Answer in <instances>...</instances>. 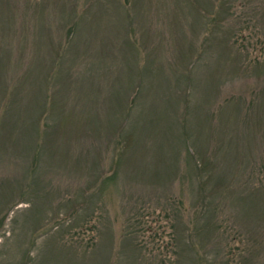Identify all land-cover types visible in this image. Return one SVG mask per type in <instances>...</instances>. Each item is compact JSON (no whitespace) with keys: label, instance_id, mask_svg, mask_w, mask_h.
<instances>
[{"label":"rangeland","instance_id":"1","mask_svg":"<svg viewBox=\"0 0 264 264\" xmlns=\"http://www.w3.org/2000/svg\"><path fill=\"white\" fill-rule=\"evenodd\" d=\"M0 264H264V0H0Z\"/></svg>","mask_w":264,"mask_h":264}]
</instances>
